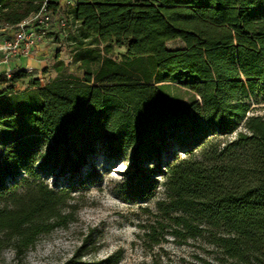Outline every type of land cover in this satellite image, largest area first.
<instances>
[{
	"label": "trees",
	"instance_id": "obj_1",
	"mask_svg": "<svg viewBox=\"0 0 264 264\" xmlns=\"http://www.w3.org/2000/svg\"><path fill=\"white\" fill-rule=\"evenodd\" d=\"M74 1L79 31L96 47L75 52L81 77L31 81L33 122L11 132L0 157V252L24 256L67 226L74 187L53 188L42 173L82 175L104 148L112 158L131 152L142 184L165 168L166 199L143 226L151 246L205 238L227 264H264V116L250 114L264 91V0ZM44 6L63 10L60 0H0V26ZM113 45L126 48L120 62ZM29 74L4 76L11 85L0 94ZM161 83L190 91L188 105L164 96ZM236 132L227 142L211 137ZM178 151L189 156L172 161ZM79 250L61 264L116 263L86 261Z\"/></svg>",
	"mask_w": 264,
	"mask_h": 264
},
{
	"label": "rangeland",
	"instance_id": "obj_2",
	"mask_svg": "<svg viewBox=\"0 0 264 264\" xmlns=\"http://www.w3.org/2000/svg\"><path fill=\"white\" fill-rule=\"evenodd\" d=\"M60 5L68 14V23L66 27H61L57 19L59 14H54V24L45 38L48 43L43 51L44 61L36 59V62H28L29 76L0 94V157L11 132L15 129L20 131L33 122L32 111L39 106V101L31 89V81L39 78L42 83H48L70 74L81 77L83 70L73 63V56L81 46L96 47L92 38L84 37L79 31L78 23L71 14L73 6H64L61 2ZM15 31L16 27L0 26V39L12 37ZM182 46L180 41L168 43L172 49ZM125 52L124 46L113 45L109 56L120 62ZM145 65L151 69L148 62L145 61ZM4 76L9 79L0 74V92L11 85L3 79ZM159 85H162L160 92L164 96L184 106L193 96L175 83ZM250 102V114L264 116V91ZM8 125H12V131L7 130ZM236 135L237 132L211 137L227 142ZM194 151L198 153L199 149ZM130 154L112 158L101 148L82 175L43 172L42 179L53 188L73 185L74 199L70 202L71 206L64 207V211L73 212L74 216L67 226L42 236L24 256H16L9 248L3 250L0 252V264H61L79 249L83 252V259L89 262L113 256L115 264H227L218 248L205 238L180 243L168 237L167 241L154 246L146 242L143 226L155 220L158 202L166 199L161 175L165 168L156 170L150 180L142 184L140 177L129 170ZM184 156H189V153L178 151V155L171 159Z\"/></svg>",
	"mask_w": 264,
	"mask_h": 264
},
{
	"label": "built area",
	"instance_id": "obj_3",
	"mask_svg": "<svg viewBox=\"0 0 264 264\" xmlns=\"http://www.w3.org/2000/svg\"><path fill=\"white\" fill-rule=\"evenodd\" d=\"M57 19L61 27L67 26L68 14L64 10ZM54 21V13L44 6L41 11L16 25L13 36L0 44V74L10 78L12 71L16 69L11 66V63L15 59L31 56L35 48L45 40ZM18 68L28 69L27 67Z\"/></svg>",
	"mask_w": 264,
	"mask_h": 264
},
{
	"label": "crops",
	"instance_id": "obj_4",
	"mask_svg": "<svg viewBox=\"0 0 264 264\" xmlns=\"http://www.w3.org/2000/svg\"><path fill=\"white\" fill-rule=\"evenodd\" d=\"M61 4L62 5H66V4H71L72 6L75 4V1L74 0H60ZM48 43V40L45 39L43 40V42L37 46L35 48V50L32 52V57L30 58L29 57H22V58H18V59H15L12 63H11V66L13 68H18V67H27L28 66V62H31V61H35L36 62V59L38 62H43L44 60V57H43V54L46 49V44ZM27 64V65H26Z\"/></svg>",
	"mask_w": 264,
	"mask_h": 264
}]
</instances>
